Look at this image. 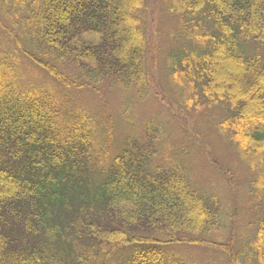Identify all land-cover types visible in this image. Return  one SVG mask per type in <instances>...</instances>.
<instances>
[{
  "label": "trees",
  "instance_id": "obj_1",
  "mask_svg": "<svg viewBox=\"0 0 264 264\" xmlns=\"http://www.w3.org/2000/svg\"><path fill=\"white\" fill-rule=\"evenodd\" d=\"M162 2L178 21L164 59L171 96L188 114L215 115L222 143L258 173L250 191L262 215L238 254L264 264V0ZM150 5L0 0V264H199L168 259L171 244L235 264L220 242L218 197L194 187L181 163H153L164 148L160 125L143 124V141L126 137L109 157V124L60 103L74 92L102 99L116 89L125 102L153 95Z\"/></svg>",
  "mask_w": 264,
  "mask_h": 264
},
{
  "label": "rangeland",
  "instance_id": "obj_2",
  "mask_svg": "<svg viewBox=\"0 0 264 264\" xmlns=\"http://www.w3.org/2000/svg\"><path fill=\"white\" fill-rule=\"evenodd\" d=\"M165 3L162 0H151L147 14L149 44H152L149 60L150 77L155 79L153 95L143 102L134 100L130 105L123 104L121 93L116 90H110L102 99L81 92L73 102L67 98L62 101L68 112H75L80 105L83 111L93 112L100 123L107 121L111 124L114 128L111 147L114 153L121 149L127 136H133L141 141L143 124L154 121L160 125L164 136L163 144L166 142L170 150L162 154L155 163L171 159L172 155V160L183 162L192 183L196 187L213 192L224 206L225 212H229L227 218L224 215L227 228L220 233V242L229 255L233 250L235 264H256L252 257H248V250L242 251L238 256L236 253L241 243L245 249L250 239L254 237L262 215L261 200L250 191L251 183L258 173L246 166L233 148L222 143L213 125L215 115L205 117L195 112L188 114L187 109L176 104L171 96L173 91L167 87L164 59L166 51L174 46L171 33L175 31L177 21L167 13ZM1 21L2 25H8L2 19ZM1 39L7 42L0 33ZM178 45L184 46L182 43ZM26 69L27 67L21 71L23 75L36 73ZM26 83L25 81L24 84ZM120 112L127 113L129 122L120 116ZM184 149H188L186 154H183ZM229 176H232L230 182ZM232 212L234 214H230ZM231 216L234 217V222ZM125 253L127 252L118 254H122L120 260L125 257ZM165 254L168 259L189 260L200 264L213 260L214 264H224L223 254L199 245H167Z\"/></svg>",
  "mask_w": 264,
  "mask_h": 264
}]
</instances>
